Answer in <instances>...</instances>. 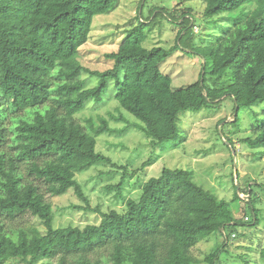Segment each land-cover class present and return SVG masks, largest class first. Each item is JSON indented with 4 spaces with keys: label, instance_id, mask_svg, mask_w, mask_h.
<instances>
[{
    "label": "trees",
    "instance_id": "trees-1",
    "mask_svg": "<svg viewBox=\"0 0 264 264\" xmlns=\"http://www.w3.org/2000/svg\"><path fill=\"white\" fill-rule=\"evenodd\" d=\"M203 1L205 17L228 14L232 27L207 46L188 45L203 60L202 96L196 103H175L160 66L177 51H188L181 44L193 29L192 16H182L183 28L171 48L110 53L112 68L93 71L79 62L80 48L94 17L114 11L118 0H0V264L53 258L58 264H102L94 256L106 248L112 264H190L189 249L242 225L231 202L206 190L187 170L165 168L142 186L138 201L126 200L123 213L91 208L75 178L111 164L96 151V136L118 130L106 118L100 125L89 119L87 126L75 119L90 100L104 102L110 83L120 107L141 122L134 126L159 144L177 135L182 112L200 111L228 96L238 110L264 102V0ZM54 72L61 83L53 90ZM84 73L98 79L94 88L80 80ZM110 119L127 121L122 115ZM246 143L264 146V130ZM70 190L86 204L85 211L101 216L99 225L54 228L45 195ZM243 200L237 190L232 203ZM247 202L257 224L255 206ZM28 214L42 221L45 234L35 227L7 228L8 221ZM219 254L208 256L207 263L214 264Z\"/></svg>",
    "mask_w": 264,
    "mask_h": 264
},
{
    "label": "rangeland",
    "instance_id": "rangeland-1",
    "mask_svg": "<svg viewBox=\"0 0 264 264\" xmlns=\"http://www.w3.org/2000/svg\"><path fill=\"white\" fill-rule=\"evenodd\" d=\"M252 8L247 6L245 10ZM204 9L203 0H118L114 11L94 17L88 41L80 48L79 62L90 70L106 71L113 66L107 54L171 48L183 28L182 16L190 15L194 26L181 44L188 51H177L161 64L160 70L170 84L175 103L180 100L196 103L202 96L203 60L188 45L207 46L232 27L228 14L205 17ZM80 80L88 88L98 83L97 78L86 73ZM52 82L53 90L61 83L56 72ZM115 93L110 83L102 104L90 100L85 109L75 115L83 126H87L89 119L100 125V118H106L110 127L118 130V133L96 136V151L109 158L111 164L101 163L76 174L91 208H100L105 213L112 210L123 213L126 200L138 201L142 186L151 178L160 177L165 168L187 170L195 182L219 199L231 202L235 219L242 222L223 234H212L189 249L190 264H208V256L218 250L220 254L214 264H264L261 257L264 249V146L253 147L246 143L264 130V102L238 110L234 98L228 96L200 111L187 110L179 115L177 135L159 144L134 126L141 122L120 107ZM55 95L53 92V97ZM111 115H122L127 121L111 120ZM30 116L33 118L35 114ZM178 143V147H173ZM237 190L245 201L232 203ZM45 197L52 206L56 229H84L87 225L100 224L101 216L85 211L86 204L73 190L62 196L46 194ZM249 199L257 211V224H253L256 216L249 208ZM20 227H35L42 234L46 233L42 221L29 214L7 222L9 230L16 231ZM109 254V248L101 249L94 258L98 257L102 264H112ZM4 264L27 263L9 259ZM37 264H58V261L53 258Z\"/></svg>",
    "mask_w": 264,
    "mask_h": 264
},
{
    "label": "built area",
    "instance_id": "built-area-1",
    "mask_svg": "<svg viewBox=\"0 0 264 264\" xmlns=\"http://www.w3.org/2000/svg\"><path fill=\"white\" fill-rule=\"evenodd\" d=\"M193 26H194V24H193Z\"/></svg>",
    "mask_w": 264,
    "mask_h": 264
}]
</instances>
